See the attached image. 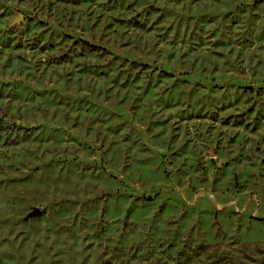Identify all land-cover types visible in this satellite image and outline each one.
I'll return each instance as SVG.
<instances>
[{"label":"rangeland","instance_id":"374dc122","mask_svg":"<svg viewBox=\"0 0 264 264\" xmlns=\"http://www.w3.org/2000/svg\"><path fill=\"white\" fill-rule=\"evenodd\" d=\"M262 255L264 0H0V264Z\"/></svg>","mask_w":264,"mask_h":264},{"label":"trees","instance_id":"16d2710c","mask_svg":"<svg viewBox=\"0 0 264 264\" xmlns=\"http://www.w3.org/2000/svg\"><path fill=\"white\" fill-rule=\"evenodd\" d=\"M86 47H87V49L94 50V51H96V50L103 51L104 50L100 46L92 45V44H89V43H86ZM261 264H264V255H262V258H261Z\"/></svg>","mask_w":264,"mask_h":264},{"label":"water","instance_id":"95a60500","mask_svg":"<svg viewBox=\"0 0 264 264\" xmlns=\"http://www.w3.org/2000/svg\"><path fill=\"white\" fill-rule=\"evenodd\" d=\"M19 20V17L16 18L15 22ZM40 214V209L37 207H34L31 212L30 215L35 216V215H39Z\"/></svg>","mask_w":264,"mask_h":264}]
</instances>
